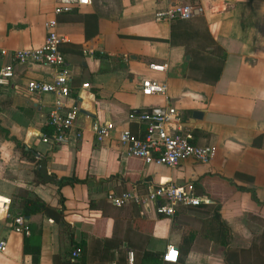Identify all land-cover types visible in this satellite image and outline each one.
Instances as JSON below:
<instances>
[{
  "label": "crops",
  "instance_id": "obj_1",
  "mask_svg": "<svg viewBox=\"0 0 264 264\" xmlns=\"http://www.w3.org/2000/svg\"><path fill=\"white\" fill-rule=\"evenodd\" d=\"M174 4L191 1L90 0L56 17L71 77L63 108L77 110L67 142L57 145L40 140L57 98L25 90L27 80L49 81L52 70L9 57L42 44L55 0H0V51L8 53L0 66L12 64L16 74L12 87L0 90V241L6 243L0 264H53V256L77 248V264H170L162 260L167 247L177 249L176 264H225L213 219L218 204L231 248L247 249L258 236L264 225V0H194L193 15L204 20L224 54L212 85L196 80L199 72L188 68L184 46L168 43L171 23L154 21L155 11ZM198 30L206 41L204 27ZM150 65L166 70L152 72ZM146 78L166 83V96L142 95ZM166 105L177 109L181 132L192 144L215 148L208 163L184 160L169 168L127 155L118 134L128 130L141 138L143 130L127 115ZM105 123L114 131L98 143L94 128ZM13 138L33 151V161L20 155ZM34 169L86 183L58 191L54 183H35ZM163 183L194 185L200 206L177 205L174 216L165 217L154 206L116 207L106 199L109 193H147ZM231 184L253 189L255 196L231 192ZM23 191L57 209L62 197L67 229L36 212L24 217L29 236L13 232Z\"/></svg>",
  "mask_w": 264,
  "mask_h": 264
},
{
  "label": "built area",
  "instance_id": "obj_2",
  "mask_svg": "<svg viewBox=\"0 0 264 264\" xmlns=\"http://www.w3.org/2000/svg\"><path fill=\"white\" fill-rule=\"evenodd\" d=\"M90 0H55L52 10V18L45 23V37L42 44L36 48L22 51H13L9 54L11 62L18 64H36L52 70L49 81L27 80L25 90L29 95H52L57 98L53 110L50 112L46 126L53 130L51 136L43 134L40 140L44 143L53 142L62 145L67 142L68 133L73 127L77 110L72 108L64 110L62 101L70 95L71 77L65 64V58L60 51L63 39L57 34L56 17L72 12L74 9L87 6ZM193 7L186 4H174L154 13L156 23L174 22L176 20H189L193 16ZM5 50L0 51V56H7ZM150 70L156 73H164L165 65H150ZM16 78L12 64L0 66V90L12 87ZM141 94L147 97L162 96L167 93V85L163 81L146 78L141 81ZM88 88L87 84L83 85ZM129 122L138 123L143 127L142 137L138 138L130 131H121L118 134L119 143L125 145L129 157H135L144 161L147 165L166 166L176 168L184 160H193L199 164L208 163L215 155V148L211 145L199 146L192 144L190 136L181 132V118L177 109L171 105L152 107L127 115ZM114 131L112 123H105L94 128L95 139L103 143ZM109 203L116 207L127 203H133L143 208L154 206L160 216L173 217L175 207L200 206V199L194 194L191 184L176 186L172 183H163L152 188L147 193L137 191L121 194L109 193L106 196ZM11 228L13 232L24 237L30 235V228L24 217L15 215L12 218ZM5 241H0V252H4ZM80 249L72 252V257H78ZM131 257V254H130ZM179 259L177 249L167 247L162 260L165 263L176 264Z\"/></svg>",
  "mask_w": 264,
  "mask_h": 264
},
{
  "label": "trees",
  "instance_id": "obj_3",
  "mask_svg": "<svg viewBox=\"0 0 264 264\" xmlns=\"http://www.w3.org/2000/svg\"><path fill=\"white\" fill-rule=\"evenodd\" d=\"M191 5L194 4V0H190ZM190 5V6H191ZM192 7V6H191ZM194 18L193 20H191ZM192 18L189 20H176L174 22H171V34L170 39L168 43L171 46H184L185 47V55H189L191 59L186 62L188 64V68L196 70L198 73V79L203 83L206 84H214L219 80L223 61H224V54L222 49L215 44V42L211 39L210 35L205 30V22L200 16L193 15ZM202 26L204 27V33H206V41L200 40V38L203 37V34H200L198 28ZM192 43V45H191ZM193 44L195 46H193ZM61 46V45H60ZM61 51V50H60ZM203 54L206 55V58H203ZM212 58V60H210ZM205 61H207L205 63ZM199 63L203 64V67L199 65ZM43 133L51 136L53 133V130L49 127H45L43 129ZM15 142V148L20 153L22 157L30 158V160L33 161V158L29 157V155H32V150L25 151V147L23 145H20L18 141H16L13 138ZM38 163V162H36ZM34 176L36 178L35 183H45V182H51L54 183L57 186V190L59 191L64 186H73L75 184H84L86 183V180H79L76 177H67V178H61L56 179L55 177H47L42 172H40L38 169H34ZM239 175H237L238 177ZM249 181H252L250 178ZM193 186L194 194L197 196V193L195 191V187ZM158 187V185H155L154 188ZM231 192L234 191H246L251 193V195L255 196L253 189H246L244 187L240 186H234L230 185ZM254 198V197H253ZM256 200V199H255ZM63 198L60 197L59 203L61 205L60 208H53L49 205L45 204L43 201H41L38 197L34 196L32 197L28 193H24L23 191V206L21 208V211L19 215L23 217H27L34 213H43L45 216L52 219L54 222L60 224L61 226L65 227V223L63 220ZM220 205L218 204L213 209V219L216 222L218 232L221 234V240L219 241L223 251V261L225 264H239V259L242 258L240 256L242 253L246 252L248 253L252 249H254L255 252H259L260 255L264 254V228H261L260 231L257 233L258 236L254 238V241L251 242V245L247 249H240L239 251H236L235 249L230 247L229 242V229L227 226L223 223L221 217H220ZM65 229H67L65 227ZM26 252V248H25ZM243 254V255H245ZM256 258H259L260 264H262V257L257 256ZM53 264H77V257H72L71 253H66L62 257L60 256H53ZM33 262L36 263V259L33 258Z\"/></svg>",
  "mask_w": 264,
  "mask_h": 264
},
{
  "label": "rangeland",
  "instance_id": "obj_4",
  "mask_svg": "<svg viewBox=\"0 0 264 264\" xmlns=\"http://www.w3.org/2000/svg\"><path fill=\"white\" fill-rule=\"evenodd\" d=\"M262 228H264V225ZM235 250L239 251L240 249H235ZM243 254L245 253H242L240 255L242 256V258L239 259V264H260V262L258 261L259 258H256L257 256L262 257V264H264V254L260 255L259 252H255L254 249H252L248 253L246 252L245 255Z\"/></svg>",
  "mask_w": 264,
  "mask_h": 264
},
{
  "label": "water",
  "instance_id": "obj_5",
  "mask_svg": "<svg viewBox=\"0 0 264 264\" xmlns=\"http://www.w3.org/2000/svg\"><path fill=\"white\" fill-rule=\"evenodd\" d=\"M186 59H187V60L190 59V56L187 55V56H186ZM82 112H84V111H82ZM199 114H200L199 112H195V113H194V117H197ZM41 168H42V167H41ZM41 171H42V173H43L44 175H46L44 169H42ZM26 218H27V217H26Z\"/></svg>",
  "mask_w": 264,
  "mask_h": 264
}]
</instances>
